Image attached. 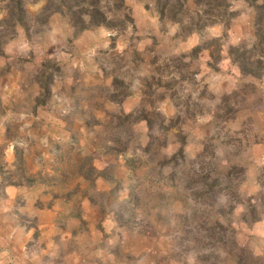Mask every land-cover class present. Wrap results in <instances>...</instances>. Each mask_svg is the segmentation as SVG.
<instances>
[{
	"label": "rangeland",
	"instance_id": "1",
	"mask_svg": "<svg viewBox=\"0 0 264 264\" xmlns=\"http://www.w3.org/2000/svg\"><path fill=\"white\" fill-rule=\"evenodd\" d=\"M0 264H264V0H0Z\"/></svg>",
	"mask_w": 264,
	"mask_h": 264
}]
</instances>
